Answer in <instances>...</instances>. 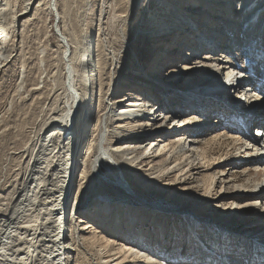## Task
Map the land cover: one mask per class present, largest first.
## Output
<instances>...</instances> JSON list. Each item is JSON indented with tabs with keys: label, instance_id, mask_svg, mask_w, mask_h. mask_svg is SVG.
I'll list each match as a JSON object with an SVG mask.
<instances>
[{
	"label": "bare ground",
	"instance_id": "bare-ground-1",
	"mask_svg": "<svg viewBox=\"0 0 264 264\" xmlns=\"http://www.w3.org/2000/svg\"><path fill=\"white\" fill-rule=\"evenodd\" d=\"M4 1L2 2L3 4L0 3L2 4L0 7V42L6 40L9 35L6 27L9 23L7 21L9 14L13 16L11 24L12 32L14 33L12 35H15V31L25 30L28 21L40 6H44L42 7L44 11L46 10L47 13H52L55 16L52 28H54L58 37L61 50H58L60 52L59 55H53V60L55 62L61 60L66 80L63 83L65 85V93L61 105L58 104L59 107L57 106L58 109L55 112H52V108H48L49 112L44 117V120H40L42 121L41 133H38L39 139L35 145L33 142L34 146L32 149L29 147L31 149V154H28L30 156L28 160L29 166L21 189L19 194L12 198L13 200L10 202L8 215L0 221V264L73 263V254L76 250L71 247L69 240L73 223L76 224L77 218L81 217H76L77 213L75 212L77 210V193L81 185V175L85 168L88 150L91 147L90 139L95 133L97 124L101 121L105 111H109L110 116L114 117L112 120L115 119L112 122L114 130L111 131L115 138L101 154L114 162H116L117 156H121L123 158L122 162L134 171H140L142 168L136 167L141 155L138 153L140 156L138 158V156L133 154L143 151L144 161L170 154L169 158H165L168 165H164L160 171L164 172L167 170V177L175 171L184 172L185 165L177 161L176 155L180 151L184 152L185 147L189 146H192L194 154L198 155L201 162L203 161L202 164L206 165L208 156L205 145L217 143L221 136L232 139L235 147L239 145L238 150H240L239 155L241 156L239 159L255 152L256 155L251 158V161H247L253 166L252 169L244 171L247 172L248 176L254 174L259 167L258 165L264 168V108L256 106V110H252L247 105L239 104L243 102L244 97L249 98L252 103L254 102L253 99L258 98L259 93L256 84L260 85V79H254L255 86L250 82L245 87L239 88V84L246 83L249 77L237 65L235 58L238 53V46L245 44L247 40L244 39L245 36L239 34V31L246 25L251 26L250 28H255L252 27L255 25L252 22V18L258 11H261L260 14L264 13V0H239L238 2L226 0L224 3L223 0H185L184 4L189 5L192 9L189 8V10L183 12H180L183 6L176 8L175 4L172 3L174 0H151L153 10L145 13V16L149 13L154 19V23L148 29L144 28V30H148L146 34L153 38V52H151L150 57L152 59L151 62L157 66L158 71L155 72L158 77H161L160 80L165 76L160 75L167 64L172 65L169 74L171 80L169 82L182 75L207 78L208 76H215L221 71H224L227 79L230 78V81L226 79L227 83H229L224 84L225 88L214 87L213 89H208L212 90L208 93L209 95L202 93V91L201 94L198 92H186L173 95L168 114H163L165 106L170 101L167 95L157 99L149 91H145L141 87L137 91L143 98L139 97V94L135 91L126 92L121 98L117 97L127 84H124V80L116 82L113 87L103 92L102 70L100 67L102 40L99 39L98 34L96 33V35L94 30H99L103 27L104 18L106 19V15L104 16L105 9L100 8L101 11L98 16L93 19L92 26L94 27L92 28V33L89 32L90 34L88 33L87 37L74 39L62 29L64 28L63 26L62 28L60 26L61 19L63 22L64 16L60 9L59 0H30L25 4L24 9L16 11L14 15L13 11L9 9L11 8L8 6L9 1L6 0L5 3ZM144 1L136 0L135 8L137 5H142ZM193 8L198 11L194 12ZM201 9L205 13L200 11ZM238 17H241L242 20L233 22V26L231 22ZM152 18L150 20H153ZM263 18L264 16L258 20L260 28L263 29L262 34H264ZM169 21L172 24L165 27ZM140 25L142 27L144 23L142 22ZM250 33L248 32V34ZM48 39L50 41V38ZM79 40L80 42H78ZM1 45L2 43H0V56H5L2 52L3 50L1 51ZM45 45L47 46L39 50L40 53L41 50L45 53L49 52L47 50L51 48V44ZM185 47H187L186 51L182 53L185 57H182L180 51ZM205 50H208V52L204 53L202 60H197L198 53ZM6 54L8 55L9 52ZM3 60L5 63L8 58L5 57ZM3 60L1 61L0 59V67L3 64ZM184 60L186 62L183 63L181 69L178 63ZM54 71L56 70L54 69ZM46 72L48 74V71ZM149 73H152V71H149ZM42 75L44 74L42 73ZM45 78L47 77L45 76ZM59 79L55 78L54 84L58 83ZM155 82L157 81L151 82L147 80L151 92L157 91V87L162 84ZM48 84L51 85L50 83ZM194 85L196 84H191L190 87ZM226 88L230 92H226ZM232 90L235 94L238 92L235 99L240 101L239 103L237 101L234 103L225 98L224 95L227 93L231 95ZM161 91L163 92V88H161ZM240 91H242L241 94L239 93ZM262 97L264 98V96ZM53 107L56 106L53 105ZM149 107H151L150 110ZM249 109L251 110V115L246 118L245 112ZM234 111H236L235 119L237 124L241 125L245 137H248L249 140L247 138L243 140L240 136H235L236 134L233 135L235 127L228 126L231 120H226L227 117L225 116L222 117L228 113L232 114ZM192 112H198L196 119H193V116L181 120L183 115ZM219 115L220 119L217 117ZM213 116H216L217 119H213ZM160 118L164 119L163 123H157ZM237 118L239 119L237 120ZM175 122H179V124L177 125ZM221 126L226 128L223 129L222 133L217 134L216 131ZM189 127H192V129H189ZM214 127H218L216 128L217 130ZM253 128L256 129L254 136L258 135L259 140L252 136L251 130ZM163 130L165 131L162 134ZM189 130L193 131V141L189 139L190 134L187 135ZM251 137L253 138L250 139ZM134 139L136 141H133ZM29 142H27V145ZM23 146L25 147V144ZM142 160L140 164L142 162L144 164ZM116 164L118 165V163ZM217 164L222 165L220 162ZM217 164L213 163V166L209 169L216 168L217 166L215 165ZM192 169L193 167L191 171ZM188 172L190 173V169ZM149 174L152 175L154 173L150 171ZM220 175L218 180L215 175H209V178L214 184L216 182L224 184L237 181L235 172L223 170ZM162 176L157 175L153 179H149V181L154 183L156 182L155 180H159ZM248 184L245 186L246 189L254 187L260 194L263 193V188L260 187L259 182L251 180V183ZM98 200L101 201V199ZM249 206L253 205L250 204ZM101 210L106 211L107 208L103 209L96 203L92 210L85 209L80 212L83 213L84 218L90 220L83 226L85 232H87L82 237L85 239L86 235H89L87 238L93 240L95 242L93 244H97L98 252L104 253L102 257V263L104 264H158L155 258L160 257H162V260L159 263L165 264L163 262L164 259L178 258L180 256L192 257L195 261L203 259L198 264H212L204 260L209 257L206 255L212 254L206 253L203 248L211 247L213 244L218 245L214 250L218 253V256H216L219 258L217 262L219 264H264V249L262 248L264 247V242L259 245L256 241L249 242L245 240L246 238L242 239V235L237 233H219V227L215 228L198 218H190L189 216L188 218L186 217L187 215H182L181 218L186 222V227L183 228L182 233L185 231L189 238L180 242L175 238L172 240L173 236L179 235L178 229H173L171 232L168 230L161 232L160 227L168 225L169 221L163 222L156 219L154 215L159 216L160 219L163 217L159 213L152 212L151 218L153 222H150V228L145 226L149 220L144 214L140 219L141 222L139 220L141 229L139 228L136 231L133 230L131 225L127 227L126 224L121 222L115 224L119 218L111 215L112 213L109 214L107 211L102 212ZM176 215L179 216L180 214ZM91 219H94V222L104 224L106 229L111 227L116 230L115 234L117 236L126 238L129 234H134L136 237H133L131 241H126L125 244L120 245L118 248H114L108 254L104 251L115 240H103V236L98 234L101 232L100 228H95V225L91 224L93 222ZM168 219L170 217L165 220L167 221ZM111 224H115V227ZM155 233L156 237H152ZM163 233H165L164 236ZM195 233L197 234L196 238L193 235ZM261 238L258 240L264 241V236H261ZM155 245L157 248L152 249ZM160 251L163 253L162 256L159 254ZM167 254H172V256L168 257ZM254 256H258V258H254ZM173 260L175 261V258ZM194 260L189 262V264L193 263Z\"/></svg>",
	"mask_w": 264,
	"mask_h": 264
},
{
	"label": "rangeland",
	"instance_id": "rangeland-1",
	"mask_svg": "<svg viewBox=\"0 0 264 264\" xmlns=\"http://www.w3.org/2000/svg\"><path fill=\"white\" fill-rule=\"evenodd\" d=\"M3 1L4 0H0V3ZM7 1H9L8 6L11 7L9 9L13 11L14 15L16 11L18 12L24 9L25 4L30 0ZM135 1L136 0H59L60 9L64 16L63 22L61 19L60 26L61 28L63 26L64 28L62 29L74 39L84 38V36L87 37L92 33L91 31L94 27L92 26L93 19L98 16L102 8L105 9L104 16L106 15V19L104 18L103 27L99 29L100 31L98 29L94 30L95 34L97 33L99 39L102 40L100 48V67L102 70L103 92L113 87L116 82L118 83L124 80V84H127L117 97L121 98L129 91H135L139 94L137 91L138 88L141 89V87H143L145 91H149L154 98L161 99V96L165 97V95H167L168 99L170 98V101L163 110V114H168L170 112L171 99L173 95L177 93L198 92L201 94L202 91V93L209 95L208 93L212 90L208 89H213L214 87L225 88L224 84H228L229 82L227 83V80L230 81V78L227 79L225 77L226 74H224V71L218 72L215 76H208L207 78L202 76L201 78L198 76L190 77L182 75L169 82V80H171L169 74L172 67V65L169 64L165 65L163 71H161L160 76H165L160 80L161 77H158L155 72L158 71L157 66L151 62L152 59L150 57L151 52H153V38L146 34L148 30H144V28L148 29L150 25L154 23V19L149 13L145 16V13L153 10L152 3L151 0H145L142 5H137L136 10ZM184 1L185 0H174L172 3L175 4L176 8L183 6L180 12L187 11L189 8L192 9L189 5H185ZM224 1L226 0H223V3ZM235 1L238 2L239 0H233V2ZM5 2L6 0L4 3ZM2 4H0V7ZM42 7L44 6H40L34 14L35 16L33 15L28 21L25 30L15 31V35H12L14 33L12 32L11 24L13 16L9 14L7 20L9 23L7 22L8 24L6 25L9 35L6 40L0 42L3 45H1V51L3 50L2 52L5 55L0 56V59L2 61L5 57L8 58L5 63L3 60L2 63L5 65L2 64L0 67V221L8 215V206L13 200L12 198H15L19 194L22 182L28 170V160L31 149L39 139L38 133H41L42 121L49 112L48 108H52V112L57 111L59 105H61L63 101L65 93V85L63 83L66 80V76L64 68H62L64 66L61 60L58 62L53 60V55H59V51L61 50L58 37L55 34L54 28H52L55 16H53L52 13H47L46 10L44 11ZM193 10L194 12L198 11L194 8ZM200 11L205 13L202 9ZM260 13L261 11L256 12L252 18V22L255 24L252 27L255 28H250L251 26L249 27L246 25V28L243 27V29L239 31V34L245 36L244 39L247 40L245 44L238 46V53L235 56L237 65L247 73L249 77L244 84L252 82L253 86H255L254 79H260V85L258 86L256 84V86H258L257 90L259 96L257 99H253V103L249 98L245 97L243 98V102L239 103L240 101L235 99L238 94L237 91V94L232 90L231 95H229V93L224 95L227 100L233 101L234 103L237 101V103L241 105L251 107L252 110H256V106L258 108H264V98L262 97L264 96V34H262L263 29L260 28L261 26L258 24V20L264 16V13ZM150 18L153 20H150ZM238 20H242V18L238 17L233 19L231 24L234 26V23ZM142 22L144 25L141 27L140 24ZM170 24H172L171 21H169L165 27H168ZM242 30L244 32L246 31V35ZM248 32H251L250 34L253 36L248 34ZM48 38H50V41ZM78 42H80V40ZM48 43L51 44V48H48L49 50L47 51L51 53H45L43 50H41L40 53L39 50L47 46L45 44ZM186 48L187 47L180 51L182 57H185L182 53L186 51ZM7 52H9V56L6 54ZM206 52H208V50L199 52L196 59L202 60V56ZM40 54L42 55L40 56ZM38 59H41L40 62ZM185 62V60L179 62V68L181 66L182 69V65ZM57 63H60V65ZM38 67L41 72L43 70L42 73L44 75H42ZM43 67L46 68L44 69ZM52 67L54 68L51 69ZM54 69L56 71H54ZM46 71H48V74ZM149 71H152V73H149ZM45 76L47 78H45ZM55 78H60L59 82L56 84H54ZM144 79L146 80L143 81ZM180 79L183 80L180 81ZM147 80L151 82L156 80L157 82L155 83L162 84L157 87V91L151 92ZM191 84L196 85L190 87ZM161 88H163V92ZM20 89L22 90L20 91ZM225 91L230 92L227 88ZM239 93L241 94L242 91ZM139 97L143 98L140 94ZM53 105L58 107H53ZM150 109L151 107H149V110ZM249 110L245 112L246 118L251 115V110ZM105 112L101 121L97 124L98 126L94 131L95 133H93L90 139L91 147L88 150L85 168L81 175V185L77 193V210L75 212L77 213L76 217H81L77 218L76 224L74 223L76 227L75 229L73 228L74 233L69 240L71 242V247L76 250L73 254L74 260L72 264H104L102 263L104 253L101 254L98 252L97 244H93L95 242L87 238L89 235H86L85 239L82 237V235H85L87 232H85L83 226L90 220L84 218L83 213L80 211L85 209L92 210V207H94L96 203L103 209L107 208L106 211L109 214L112 213L111 215H115L116 218H119L115 224L121 222L126 224L127 227L131 225L133 230L136 231L139 228L141 229L139 220L144 214H146L149 220L145 226L149 227L151 226L150 222H153L151 214L152 212H156L163 216L160 219L159 216L154 215L156 219L162 220L163 222L169 221L168 225L160 227L162 230L161 232L166 230L171 232L173 229H178L179 235L173 236L172 240L175 238L180 242L186 241L189 237H187L188 235L185 231L182 233L183 228L186 227V222L181 217L182 215H187L186 217L189 216L190 218L201 219L206 224L215 228L221 226L225 228L227 234L237 233L242 235V239L246 238V241H256L259 245H262L264 241L261 242L258 239L264 236V168L258 165L259 167L255 171L256 174L254 172L251 176H248L247 172H244L246 169H252L253 166L247 161H251V158L256 155L255 152L239 159L241 157L239 155L240 150H238L239 145L235 147L232 139L221 136L217 143L205 145L206 154L208 156L206 165L202 164L203 161L201 162L198 155L194 154L192 146H189L185 147L184 152L180 151V153L176 155L177 161L185 165L184 172L175 171L167 177V170L164 172L160 171L164 165H168L165 158H169L170 154L144 161L143 151L133 154L134 156H138V158L140 157L139 155H141L136 167L142 168V171H134L122 162L123 158L121 156H117L116 162H114L101 154L115 138L111 132L114 130V124L112 122L115 119L112 120L114 117L110 116L109 111ZM235 112L236 111L232 114L228 113L222 117L225 116L227 117L226 120H231L232 123L229 122L228 126L235 127L233 135L236 134L235 136H240L243 140L246 138L249 140L248 137L244 138V132L240 129L241 125L239 124V126L236 122ZM197 113L198 112H192L183 115L181 120L193 116V119H196ZM217 117L218 119L221 118L220 115ZM162 118H160L157 123H163L164 119ZM212 118L217 119L216 116ZM238 119L239 118H237V120ZM175 124L178 125L179 122H175ZM194 124H196V122H194ZM224 128L226 127H219L216 133H222ZM189 129H192V127H189ZM253 129L251 130L252 136H254V132H256V129H254V131ZM164 131L165 130L161 133L163 134ZM192 133L193 131L189 130L187 134H190L189 139L191 141H193L192 136H194ZM258 137V135L254 136V138L257 139ZM252 138L253 137L250 139ZM133 141H136V139ZM27 142H29L28 145ZM24 144L25 147L23 146ZM26 151H30V153ZM190 157L192 160L189 159ZM141 160L144 161V164L143 162L140 164ZM218 162L222 165H218ZM116 163H118V165ZM213 163H216L217 165L215 166L217 167L209 169L213 166ZM192 167L193 169L191 171ZM197 167L200 168L194 169ZM189 169L190 173L188 172ZM223 170H226V172H235L237 181L224 184L220 182H216L215 184L212 183L209 175H215L218 180ZM150 171L154 174L150 175ZM147 174H149V176H147ZM157 175H164L161 177L162 179L159 178L161 181L155 180L156 182L154 183L149 181V179H153ZM251 180L260 183V187L263 188L262 194L254 187L245 188L248 183H251ZM158 182H160V184H158ZM98 199H101V201ZM250 204L253 206H249ZM101 211L106 212L105 210ZM176 214L180 215L177 216ZM169 217L170 219L166 221L165 219ZM93 220L94 219H91V221ZM91 224L95 225V228H100L101 232L98 234L103 236V240H115V242L104 251L108 254L113 251L114 248H118L120 245L125 244L126 241H131L133 237H136L134 234V236L129 234L126 236V239L124 236H117L115 234L116 230L111 227L106 229L104 224L96 221H93ZM115 224L111 225L115 227ZM160 234L162 235V233ZM164 235L165 233H163V236ZM193 235H195L194 237L196 238L197 234L195 233ZM154 236L156 237V233L153 234L152 237ZM153 247L154 248H151H157L156 245ZM262 248L264 249V247ZM154 254L156 255V253ZM174 258L175 261L173 260ZM174 258H166L163 262H165V264H189L190 261L187 257ZM254 258H258V256H254ZM155 259H157V263L160 264L159 262L162 260V257Z\"/></svg>",
	"mask_w": 264,
	"mask_h": 264
},
{
	"label": "built area",
	"instance_id": "built-area-1",
	"mask_svg": "<svg viewBox=\"0 0 264 264\" xmlns=\"http://www.w3.org/2000/svg\"><path fill=\"white\" fill-rule=\"evenodd\" d=\"M75 225H74V223H73V227H72V233H71V235L74 233V229H75ZM74 228V229H73Z\"/></svg>",
	"mask_w": 264,
	"mask_h": 264
}]
</instances>
